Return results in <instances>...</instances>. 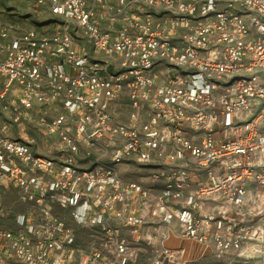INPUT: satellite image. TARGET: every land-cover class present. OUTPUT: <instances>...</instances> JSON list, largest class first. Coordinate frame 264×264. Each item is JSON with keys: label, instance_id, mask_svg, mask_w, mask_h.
Listing matches in <instances>:
<instances>
[{"label": "built area", "instance_id": "built-area-1", "mask_svg": "<svg viewBox=\"0 0 264 264\" xmlns=\"http://www.w3.org/2000/svg\"><path fill=\"white\" fill-rule=\"evenodd\" d=\"M35 5L51 31L0 24V186L29 204L0 223V264H189L170 238L264 252V0Z\"/></svg>", "mask_w": 264, "mask_h": 264}, {"label": "rangeland", "instance_id": "rangeland-1", "mask_svg": "<svg viewBox=\"0 0 264 264\" xmlns=\"http://www.w3.org/2000/svg\"><path fill=\"white\" fill-rule=\"evenodd\" d=\"M55 18L45 9L35 5V0H0V24H15L19 29L26 30L35 28L45 31L52 30V24ZM120 121H124V115L121 114ZM138 167V168H137ZM139 163L134 162L133 166L124 174L127 178L137 179L145 185H149L148 171L144 170ZM119 171L124 168L118 166ZM148 180V181H147ZM202 254L201 249L197 248L195 252ZM210 253L202 254L197 263L190 264H264V252L252 254L250 257L233 258L232 254H226L219 260L209 261Z\"/></svg>", "mask_w": 264, "mask_h": 264}, {"label": "crops", "instance_id": "crops-1", "mask_svg": "<svg viewBox=\"0 0 264 264\" xmlns=\"http://www.w3.org/2000/svg\"><path fill=\"white\" fill-rule=\"evenodd\" d=\"M127 105H128V97H127V93L124 92L120 96L117 104V109L121 114L124 115V119L127 118V114L129 110ZM13 130H14L13 132L14 137H16L17 139L21 138L22 140L29 141L31 149L36 154H39L41 156L53 155L51 153L53 147L56 144V139L54 138L47 139L42 137L40 131L37 128L33 127L32 125L23 126L21 129L13 128ZM0 198L3 207L12 214V217L10 219H7L6 221L4 220L0 221V223L4 224V226L14 228L15 224L13 222V216L20 212H26L29 207V204L20 200L18 189L15 186H11V185L0 186ZM167 245L173 248L179 246L185 247L186 260L191 263H197L203 254V253L202 254L195 253L197 251V248H199V250L201 249L202 251V247L189 240L170 238L167 241ZM140 259L141 261H143L142 258ZM212 259L213 258L210 256L209 261H211Z\"/></svg>", "mask_w": 264, "mask_h": 264}]
</instances>
